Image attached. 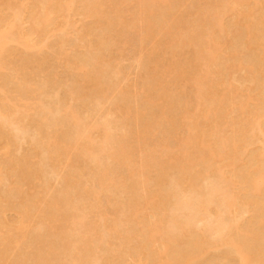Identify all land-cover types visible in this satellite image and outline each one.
Instances as JSON below:
<instances>
[{
	"label": "rangeland",
	"instance_id": "1",
	"mask_svg": "<svg viewBox=\"0 0 264 264\" xmlns=\"http://www.w3.org/2000/svg\"><path fill=\"white\" fill-rule=\"evenodd\" d=\"M0 33V264H264V0H0Z\"/></svg>",
	"mask_w": 264,
	"mask_h": 264
},
{
	"label": "bare ground",
	"instance_id": "2",
	"mask_svg": "<svg viewBox=\"0 0 264 264\" xmlns=\"http://www.w3.org/2000/svg\"><path fill=\"white\" fill-rule=\"evenodd\" d=\"M5 33H0V48H3L6 39H5ZM264 88V87H263ZM74 123H78V126L75 127V132L73 133V139L75 140H80L84 138V134L82 133V129H80L81 124H79V122H81L79 119L74 118ZM77 121V122H75ZM109 139V133L108 131L105 129V140L104 142L100 143L95 149H97L96 151H93L91 156L96 159L98 157V155L102 152L106 151V144L105 142ZM261 157L264 159V151L262 152ZM205 157H202V159H204ZM260 160V158H258ZM253 187L261 190V188L264 187V173L261 174V176L254 180L252 182ZM205 190H206V195L209 198L214 197V195L216 194H222V199H223V203L224 206L226 208H233L234 207V194H230L229 196H227V192L225 191V187L223 186L221 179H219L217 177L214 178L213 176L208 177V179L206 180V185H205ZM261 193V192H260ZM196 198L195 197H191V196H186V195H182L180 193H176L175 194V202H174V210L177 212L178 214V218H181L180 220H178L179 228L183 229L185 227H187L188 229L192 230V224H194L193 222L196 220V216H198L199 211L197 210V203L195 202ZM194 202V203H193ZM172 207V208H173ZM200 210V215L201 218L199 219L200 221H203V226L204 228H207L209 230L214 231L216 235L220 236L222 234H224L230 227V222H227L223 219V216H210V217H205L204 212L207 211V207H205V209L202 208V206H200L199 208ZM264 214V213H263ZM172 215H174V213H172ZM164 217V216H163ZM163 219V218H162ZM173 220V219H172ZM174 221V220H173ZM260 222H264V217L261 218ZM151 226H149L150 228ZM173 227V226H172ZM169 224L166 225L165 229H157L156 232L159 234V236H165L164 238L167 237L168 233H169ZM164 231V232H163ZM203 231V229H202ZM151 234L149 236V238H151ZM164 245V242H163ZM241 254V253H239ZM248 256L246 255H241V259L243 260V262H247L248 261ZM82 264V263H79Z\"/></svg>",
	"mask_w": 264,
	"mask_h": 264
}]
</instances>
